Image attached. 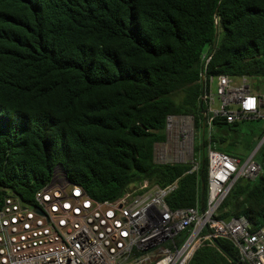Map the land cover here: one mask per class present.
Returning <instances> with one entry per match:
<instances>
[{
  "label": "trees",
  "instance_id": "1",
  "mask_svg": "<svg viewBox=\"0 0 264 264\" xmlns=\"http://www.w3.org/2000/svg\"><path fill=\"white\" fill-rule=\"evenodd\" d=\"M219 74L263 93L264 0H0V204H33L55 167L95 200L176 182L170 208L200 203L203 180L205 204L208 149L243 161L264 136V118L228 121L200 106ZM169 115L192 119L198 171L155 160ZM254 160L258 173L238 177L215 212L244 215L251 231L264 226V141ZM143 254L144 264L159 256ZM238 257L220 237L187 264Z\"/></svg>",
  "mask_w": 264,
  "mask_h": 264
},
{
  "label": "built area",
  "instance_id": "2",
  "mask_svg": "<svg viewBox=\"0 0 264 264\" xmlns=\"http://www.w3.org/2000/svg\"><path fill=\"white\" fill-rule=\"evenodd\" d=\"M210 79L215 80L214 86L209 83L204 99L212 116H225L228 121L264 118V102L252 92L245 76L233 79L219 74ZM188 119L192 121L189 116H167L166 135L173 143L159 150L174 153L176 160L167 162L191 161L192 172L199 170V164L193 159L189 137L193 126L188 124L185 130L181 125ZM207 159L203 211L199 205L168 206L166 198L177 188L176 182L161 187L145 181L115 200H95L55 168L50 180L35 192L33 204L26 205L13 195L4 197L0 264H144L143 252L153 248L159 252L154 264H187L202 242L215 245L220 237L231 241L244 264H264V226L251 231L244 215L215 217L234 181L254 177L259 164L251 153L241 161L213 148L208 149ZM35 206L42 212L35 211ZM183 232L187 234L180 239Z\"/></svg>",
  "mask_w": 264,
  "mask_h": 264
},
{
  "label": "rangeland",
  "instance_id": "3",
  "mask_svg": "<svg viewBox=\"0 0 264 264\" xmlns=\"http://www.w3.org/2000/svg\"><path fill=\"white\" fill-rule=\"evenodd\" d=\"M247 80H248V83H249L250 88L252 89L253 86H254V82L256 84L257 81H255V80H249V79H247ZM260 88L263 89V99H264V85H260ZM260 98H262V96H260ZM263 99H262V101L264 102ZM188 124L192 126V121L190 119H188V121H186V122H182V124H181L182 125V128L185 129V130H187ZM189 137L193 141V130H190ZM169 139H170V137L167 136V140L164 143H158V144L155 145V150H154V153L155 154H154V156H155V160L157 162H167V161H175L176 160L175 157H174V153L173 152L170 153V152L167 151L166 153H164L161 150H159V147L161 145H163V144L164 145L171 144L170 142H172V141L169 140Z\"/></svg>",
  "mask_w": 264,
  "mask_h": 264
},
{
  "label": "water",
  "instance_id": "4",
  "mask_svg": "<svg viewBox=\"0 0 264 264\" xmlns=\"http://www.w3.org/2000/svg\"><path fill=\"white\" fill-rule=\"evenodd\" d=\"M201 79H202V86L204 87V73L203 71H201L200 73ZM204 101V88L202 89V95H201V99H200V106H202ZM203 113H205V109L202 110ZM264 141V136L260 139V141L257 143V145L255 146V148L253 149V151L251 152V154H255L256 151L258 150V148L260 147V145L262 144V142ZM200 176L202 177V169L200 172ZM204 201V181L202 180L201 182V196H200V210L203 211V203ZM35 210L38 212H41L40 209L38 207H35ZM215 243L217 244V240H215ZM232 262L234 264H244L242 261H240L238 258H231Z\"/></svg>",
  "mask_w": 264,
  "mask_h": 264
},
{
  "label": "crops",
  "instance_id": "5",
  "mask_svg": "<svg viewBox=\"0 0 264 264\" xmlns=\"http://www.w3.org/2000/svg\"><path fill=\"white\" fill-rule=\"evenodd\" d=\"M212 82H215V80L209 79V83L211 84V88L214 86V83H212ZM256 94L262 96V99H263V93H256ZM197 205H199V208H200V203H198Z\"/></svg>",
  "mask_w": 264,
  "mask_h": 264
},
{
  "label": "clouds",
  "instance_id": "6",
  "mask_svg": "<svg viewBox=\"0 0 264 264\" xmlns=\"http://www.w3.org/2000/svg\"><path fill=\"white\" fill-rule=\"evenodd\" d=\"M252 90V89H251ZM253 92V91H252ZM254 93V92H253ZM256 94V93H255ZM258 95V94H257ZM55 168H59V167H55ZM60 169V168H59ZM61 170V169H60ZM62 171V170H61ZM53 173H54V171H53ZM53 175V174H52ZM72 182V181H71ZM77 184V183H76ZM83 189V188H82ZM6 196H9V195H6ZM13 196H15V195H13ZM5 197V196H4ZM3 200H4V198H3ZM3 202V201H2ZM1 202V203H2ZM1 205V204H0ZM27 205V204H26ZM31 205V204H30ZM35 207H38V206H35ZM35 207H34V210H35ZM39 208V207H38ZM40 209V208H39ZM36 211V210H35ZM40 211H41V209H40ZM38 212V211H37ZM42 212V211H41Z\"/></svg>",
  "mask_w": 264,
  "mask_h": 264
},
{
  "label": "snow or ice",
  "instance_id": "7",
  "mask_svg": "<svg viewBox=\"0 0 264 264\" xmlns=\"http://www.w3.org/2000/svg\"><path fill=\"white\" fill-rule=\"evenodd\" d=\"M251 106V105H250Z\"/></svg>",
  "mask_w": 264,
  "mask_h": 264
}]
</instances>
